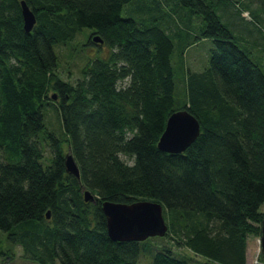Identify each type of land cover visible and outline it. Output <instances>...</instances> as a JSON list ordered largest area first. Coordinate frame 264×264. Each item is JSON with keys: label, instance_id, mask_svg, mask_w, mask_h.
<instances>
[{"label": "trees", "instance_id": "obj_1", "mask_svg": "<svg viewBox=\"0 0 264 264\" xmlns=\"http://www.w3.org/2000/svg\"><path fill=\"white\" fill-rule=\"evenodd\" d=\"M129 1L26 0L36 16L27 31L21 0H0V229L41 264H137L141 240L112 239L101 203L152 198L163 203V236L202 264H247V237L261 235L264 215V63L223 20L225 0H178L203 17L201 37L214 47L207 67L188 72L177 107L173 40L123 16ZM85 28V43L102 44L98 34L109 53L71 82L57 72L54 45ZM47 104L59 110L80 177L46 127ZM179 108L201 129L184 151L169 152L158 141ZM85 188L95 200H85ZM171 245L151 264H195Z\"/></svg>", "mask_w": 264, "mask_h": 264}, {"label": "rangeland", "instance_id": "obj_2", "mask_svg": "<svg viewBox=\"0 0 264 264\" xmlns=\"http://www.w3.org/2000/svg\"><path fill=\"white\" fill-rule=\"evenodd\" d=\"M236 1L239 0H225L223 4L220 3L217 6L223 19L231 25V18L226 17L223 13V5L231 6L238 13V10L246 7L245 3L252 0H240L243 2L242 5L236 3ZM256 1L261 3L257 21L264 25V20L261 17L264 14V0ZM122 15L135 18L141 25L157 24L166 29L173 40L174 47L171 62L176 82L175 104L180 107L186 99L185 90L188 72L194 71L198 67L203 69L210 63L214 41L212 37H201V31L204 27L203 17L192 12L189 7L182 5L178 0H130L123 6ZM254 26L259 27L257 24H254ZM233 30L235 31L234 28ZM86 33H88V28L78 33L74 39L54 45L58 55L57 72L65 80L75 82L83 75V67L90 59L97 56L104 57L109 53V48L104 43L87 45L85 43ZM120 84H122L121 81ZM43 112L46 127L61 138L65 151L69 152V143L66 140L58 108L53 104H47L44 106ZM43 145L45 155L42 163L46 166L50 162L52 154L45 141H43ZM121 156L130 162L132 161L125 154H121ZM259 237L251 234L247 237V264H257L258 255L261 252ZM166 244H172L171 246L175 251L186 255L195 264H202L206 259L202 255L195 254L185 245L176 244L170 237L156 235L140 241L141 253L137 264H151L155 252ZM0 250H2L0 252V264H41L38 261L27 260L23 256L22 246L12 243L7 238L6 231L2 229H0ZM11 251L14 252L13 255ZM56 264H61L59 259H57Z\"/></svg>", "mask_w": 264, "mask_h": 264}, {"label": "water", "instance_id": "obj_3", "mask_svg": "<svg viewBox=\"0 0 264 264\" xmlns=\"http://www.w3.org/2000/svg\"><path fill=\"white\" fill-rule=\"evenodd\" d=\"M24 27L32 30L36 16L26 0H21ZM93 40L103 42L95 34ZM54 98L57 94H53ZM200 121L191 111L179 108L171 112L162 132L158 146L169 152L184 151L199 135ZM67 171L80 177V170L73 154L68 152L65 157ZM85 200H95V194L85 188ZM102 209L107 216V231L114 240H144L150 236H163L168 231V222L164 216L163 203L152 198H141L132 202H120L104 199ZM50 216V211H47ZM260 248L264 254V215L261 223Z\"/></svg>", "mask_w": 264, "mask_h": 264}, {"label": "crops", "instance_id": "obj_4", "mask_svg": "<svg viewBox=\"0 0 264 264\" xmlns=\"http://www.w3.org/2000/svg\"><path fill=\"white\" fill-rule=\"evenodd\" d=\"M243 2L240 4L242 5ZM245 8H249L257 20V16H259V11L261 10V3H258L256 0H252L249 3H245ZM223 13L226 17H230L232 25L227 21H224L230 26L232 31L240 37V41L244 44L248 45L250 48V54L256 61H261L264 63V33L259 27L254 26V22L244 17L240 10L231 8V6L224 5ZM255 14V15H254ZM264 20V14L261 15ZM223 18V17H222ZM253 23V24H252ZM235 31L233 30V28ZM247 38V40H245ZM245 40V41H244ZM195 70H202L200 67Z\"/></svg>", "mask_w": 264, "mask_h": 264}, {"label": "built area", "instance_id": "obj_5", "mask_svg": "<svg viewBox=\"0 0 264 264\" xmlns=\"http://www.w3.org/2000/svg\"><path fill=\"white\" fill-rule=\"evenodd\" d=\"M244 15L249 16V11H244Z\"/></svg>", "mask_w": 264, "mask_h": 264}]
</instances>
